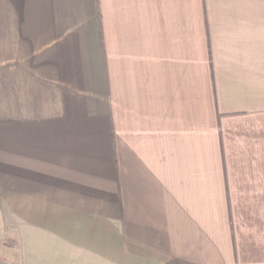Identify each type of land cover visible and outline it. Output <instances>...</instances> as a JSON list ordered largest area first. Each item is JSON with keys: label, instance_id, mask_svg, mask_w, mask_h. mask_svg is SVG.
Segmentation results:
<instances>
[{"label": "crops", "instance_id": "0c3cea01", "mask_svg": "<svg viewBox=\"0 0 264 264\" xmlns=\"http://www.w3.org/2000/svg\"><path fill=\"white\" fill-rule=\"evenodd\" d=\"M5 248L264 264V0H0Z\"/></svg>", "mask_w": 264, "mask_h": 264}, {"label": "rangeland", "instance_id": "374dc122", "mask_svg": "<svg viewBox=\"0 0 264 264\" xmlns=\"http://www.w3.org/2000/svg\"><path fill=\"white\" fill-rule=\"evenodd\" d=\"M17 251L15 248L0 249V264H16Z\"/></svg>", "mask_w": 264, "mask_h": 264}]
</instances>
